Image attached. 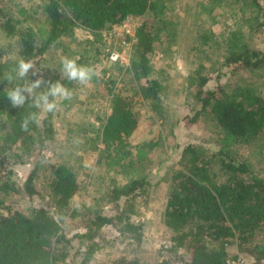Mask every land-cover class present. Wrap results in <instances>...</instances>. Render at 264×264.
Instances as JSON below:
<instances>
[{
  "label": "trees",
  "instance_id": "obj_1",
  "mask_svg": "<svg viewBox=\"0 0 264 264\" xmlns=\"http://www.w3.org/2000/svg\"><path fill=\"white\" fill-rule=\"evenodd\" d=\"M252 5L255 12L263 9L259 0H251L249 6ZM39 8L40 14L31 26L23 23L32 19L25 8L19 10L23 19H18L5 11L0 0V33L11 43V50L0 46V121L3 120L0 123V191L5 193L15 189L9 178L12 170L5 161L7 152L17 144L28 142L38 123L46 142L53 141L55 134V111L44 112L39 121L42 109L34 106L31 97L21 107L12 106L7 98L11 86L27 84L15 75L17 63L21 59L35 61L47 72V81H55L50 69L42 67L44 54L61 37L71 33L74 24L96 32L120 23L128 15L147 14V20L136 31L132 68L144 79L140 87L142 97L154 100L161 95V82L148 75L155 36L161 27L170 26L162 19L165 13L162 0H43ZM214 36L208 31L199 38L207 44ZM221 65L257 71L264 68V50L241 47L228 51ZM9 76L11 80L7 79ZM190 78L199 110L186 118L189 123L198 115L208 113L222 130L225 145L231 142L250 145L264 139L263 96L245 87L228 89L219 82L209 88L208 77L199 73ZM46 90L47 84L34 92ZM29 113H36L37 121H30L27 128L21 127ZM141 123L131 98L113 94L110 113L99 131L88 138L92 151L97 154V163L108 170L121 168L128 179L122 185H112L104 195L109 214L96 210L86 221L85 230L75 234L84 247L82 264L106 248L104 227L118 226L127 233L125 238L129 237L136 245L142 241V223L133 217L139 200L147 194L149 175L130 163L143 162L155 142L146 135L136 138ZM225 145H216L207 151L202 144H186L171 176L162 218L170 234L165 247L171 255L177 257L180 253L184 264H226L230 256L226 244L230 239L239 252L257 262L264 260V176L254 172L246 161L236 160ZM47 186V195L36 190L33 171L28 174L23 191L29 198L37 196L43 201L42 206L32 207L29 213L12 209L5 200H0V264H70L71 238L63 233L61 222L70 200L80 190V183L69 165L57 162L51 168ZM167 262L163 257L155 264ZM109 264H140V261L134 256L119 255Z\"/></svg>",
  "mask_w": 264,
  "mask_h": 264
},
{
  "label": "rangeland",
  "instance_id": "obj_2",
  "mask_svg": "<svg viewBox=\"0 0 264 264\" xmlns=\"http://www.w3.org/2000/svg\"><path fill=\"white\" fill-rule=\"evenodd\" d=\"M42 1L3 0V6L5 11L18 19H23L19 10L25 8L32 19L23 23L34 26ZM250 2L162 0L165 7L162 19L170 26L168 29L161 27L158 31L149 56L151 70L148 77L156 78L162 84L161 95L154 100L141 96L140 87L144 79L132 68L134 47L128 65L111 63L105 56V50L119 48L121 41L120 37L110 35L112 27L92 32L74 24L71 33L61 37L45 52L42 63V67L50 69L56 80L69 88L73 95L70 99L57 101L53 116V141L44 140L38 123L28 142L17 144L7 152L8 159L5 161L12 170L9 178L15 189L8 193L0 191V200H5L12 209L29 213L32 207L42 206L43 201L37 196L29 198L23 191V182L28 174L33 171L36 190L47 195L53 164L61 162L69 165L77 176L80 190L70 200L61 227L63 233L71 238L69 263L82 264L84 247L75 234L85 230L86 221L96 210L102 209L109 214V207L104 205V195L112 185H122L128 179L121 168L108 170L97 163V154L92 151L89 139L99 131L110 113L112 95L129 96L142 122L136 138L146 135L155 142L143 162L130 163L149 175L147 194L139 200L137 214L133 217L134 221L142 223V241L136 245L129 237L125 238L127 233L118 226L104 227L106 248L96 253L87 264H109L119 255L137 257L140 264H155L163 257L167 258V264H184L180 253L176 257L169 254L165 247L170 234L162 218L171 176L178 167L181 150L186 144H202L207 151L216 145H225L222 130L208 113L198 115L190 123L186 119L199 110L190 77L199 73L208 77L209 88L219 82L228 89L245 87L264 97V68L252 71L221 65L222 57L228 51L241 47L264 50V0H259L263 9L257 12L253 5L249 6ZM138 17L144 23L148 15ZM155 20L158 22V18ZM158 23L161 26L162 23ZM208 31L215 36L204 44L199 36ZM0 46L11 50L10 41L2 33ZM65 56L92 67L95 79L92 77L83 84L69 81L61 70V60ZM31 62L34 63L33 69H29L28 76L23 77L26 87L31 85V79H48L47 72L37 62ZM43 114L42 109L39 121ZM225 146L236 160L246 161L254 172L264 176V139L250 145L231 142ZM2 180H5L4 176ZM226 247L230 256L241 253L231 239Z\"/></svg>",
  "mask_w": 264,
  "mask_h": 264
},
{
  "label": "clouds",
  "instance_id": "obj_3",
  "mask_svg": "<svg viewBox=\"0 0 264 264\" xmlns=\"http://www.w3.org/2000/svg\"><path fill=\"white\" fill-rule=\"evenodd\" d=\"M62 73L69 81H78L80 83H86L93 75H95L94 69L88 65L77 63L76 59L65 56L61 60ZM34 63L31 61H25L21 59L17 63L15 69L16 75L20 78L28 76L29 69H33ZM11 80L12 77L7 78ZM30 86L15 85L11 86L6 93L12 106L21 107L26 103L28 97L32 98L33 104L37 108L43 109L44 112H53L57 109L58 100L70 99L73 95L72 91L67 88L59 80L45 81L43 78L31 79ZM47 82V90L42 91L39 94L34 92V89L40 88ZM27 94V95H26ZM36 113H29L22 121L21 127L27 128L30 121H37Z\"/></svg>",
  "mask_w": 264,
  "mask_h": 264
},
{
  "label": "built area",
  "instance_id": "obj_4",
  "mask_svg": "<svg viewBox=\"0 0 264 264\" xmlns=\"http://www.w3.org/2000/svg\"><path fill=\"white\" fill-rule=\"evenodd\" d=\"M138 15H128L120 23L111 25L110 35L121 38L119 48H107L105 56L111 63L128 65L133 47L137 43L136 31L141 26ZM226 264H264V260L256 261L252 256L244 253H237L228 256Z\"/></svg>",
  "mask_w": 264,
  "mask_h": 264
}]
</instances>
